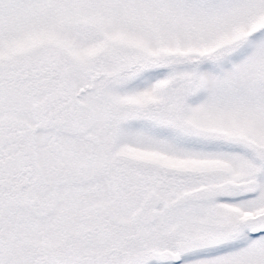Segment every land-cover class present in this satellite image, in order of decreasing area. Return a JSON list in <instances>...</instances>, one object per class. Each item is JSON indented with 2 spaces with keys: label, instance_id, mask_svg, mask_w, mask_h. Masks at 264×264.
Returning a JSON list of instances; mask_svg holds the SVG:
<instances>
[{
  "label": "snow or ice",
  "instance_id": "obj_1",
  "mask_svg": "<svg viewBox=\"0 0 264 264\" xmlns=\"http://www.w3.org/2000/svg\"><path fill=\"white\" fill-rule=\"evenodd\" d=\"M0 264H264V0H0Z\"/></svg>",
  "mask_w": 264,
  "mask_h": 264
}]
</instances>
